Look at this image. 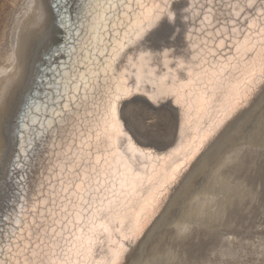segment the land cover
<instances>
[{
    "label": "snow or ice",
    "instance_id": "snow-or-ice-1",
    "mask_svg": "<svg viewBox=\"0 0 264 264\" xmlns=\"http://www.w3.org/2000/svg\"><path fill=\"white\" fill-rule=\"evenodd\" d=\"M52 9L64 44L14 112L7 98L0 106V126L18 142L0 185V264H125L124 242L140 230L130 222L160 174L147 161L175 173L196 139L264 94V0H53ZM140 97L173 100L181 137L198 136L164 156L145 151L122 118Z\"/></svg>",
    "mask_w": 264,
    "mask_h": 264
},
{
    "label": "bare ground",
    "instance_id": "bare-ground-1",
    "mask_svg": "<svg viewBox=\"0 0 264 264\" xmlns=\"http://www.w3.org/2000/svg\"><path fill=\"white\" fill-rule=\"evenodd\" d=\"M22 1H23V3L21 4L20 9H18L16 15L14 16V19H13L12 23L10 24L11 26L9 28L10 29L9 30V34L7 36V39H6L7 40V45L5 44L7 46V48L4 46L6 49L4 50L2 61L0 63V106L3 105L5 99L7 98L10 101V104H11L10 112H14L15 109L17 108V106L20 105L22 99L26 95L31 94V92L34 91V89L39 87V85L37 84V78H40V76L42 74V71L45 68L46 63L48 62L49 52L52 49L59 48L65 42V38L61 42L63 35L65 36V31H64L63 28L62 29L60 28V24H59V22H58V20H57V18L55 16V13H54V11L52 9L53 0H22ZM46 19H47V21H46ZM45 23H47L48 26ZM61 31L63 33L62 37H61ZM60 58H62V57H60ZM59 60L60 59H58L56 63H58ZM42 67H44L43 70L41 69ZM17 93L19 95H16ZM263 95L264 94H261L254 102L251 103V105H254L255 102H257ZM140 98L142 100H136L135 102H128V103H126L124 105V107L122 109V118L126 121L127 127L130 130V133L133 135L134 140L145 151H150V152L154 153L155 155L164 156V155H167L168 153L172 152L176 148L180 147L181 143L188 144V143H190L193 140L194 137L198 136V133L195 131V129L194 128H190V129H186L184 136L181 137L180 124L183 122V118H182V115H181L183 110L180 109L175 104V102L173 100H171V99L165 100L160 105L157 106V105L152 104L151 101H148L144 97H140ZM262 103H263V101H262ZM155 106L158 107L159 109L156 110V111H152L151 109H153ZM250 107H252V106H250ZM250 107H247V108L242 109L241 111H239L233 118L228 120L221 128H219L211 137H209L207 140H205L202 145H200V140L196 139L195 142L192 145V148L189 149L190 158H188V159L176 158V163L181 165V167L175 173L172 172V168L171 167L167 168L166 170H162L161 169V162H159V161H154V160L153 161H147V163L149 164V171H151L152 167L155 166L157 172L160 173V174L156 177V183L155 184L146 185L145 189L143 190V195H142V200H141V207L137 208V210H136V215L138 216V220L136 219V217H133V219L130 222V225H129L130 227L132 225L138 224L140 230H139V233L137 235L133 236V238L130 241H125L124 242L125 243V247L129 249V251L125 254V264H155V260L158 258V257L156 258L155 250L157 249V247H158L157 245H159V244H156L155 249H153L154 242H153L152 245H148L147 244L149 246V248H150L149 251L147 250L148 251L147 254H145L146 253L145 252L146 251L145 246H146L147 242L150 244L151 241L149 242V239L153 238V235L155 233H157L159 228L163 227V224H161L162 222L164 223V221H165L164 220L165 218L163 217V215H164V213L168 212L169 209H172L170 211L171 214H170V217L168 219V224H170V227L174 226L173 228H178V230L180 229L183 232H184V230L185 231L187 230L189 232L190 231L189 230L190 227H192L195 223H196V225H198L197 224L198 220L201 219L200 217H203V212H205L206 209H208V208L205 209V207L206 206H210L208 204L209 203L211 204L212 200L214 199L216 194L220 193L219 190L226 191L225 188L224 189H219L218 188L219 184L221 182V180H220L221 178L220 177H221V175L225 174L224 172H226L228 174L229 173L231 174V173H234L236 171H240V173H241V170L243 169V167L248 162L249 163L254 162L255 163L254 165H256V167H257L258 164H260V166H258L257 169H259L261 166H264L262 164V162H264V161L263 160H262V162L260 161L261 158H258L259 160L255 161V160H251L250 157H248L249 156L248 154H241L240 156L234 157V159H232L233 157H229V154H226V153H230L229 152L230 150H228V148H227L228 152L223 151V148H225V147H223V145H226L229 142L232 143L231 145L236 143L234 141H236V139H238V137L240 135L239 133H243V132H241L242 131L241 128H240V130H238V129H236L235 131L232 130L233 132H232L231 135H227L226 134L225 137L222 139V142L219 141L220 144H218V146H216V148L213 149V152H211V154H210V155H214L213 158L211 156V158L213 159V162L209 163V161H207V159L210 156V155L208 156L206 154L208 152V150L219 140V138H221L224 135V133H228L236 125V123L239 121V119L243 118L247 114V111H248L247 109L250 108ZM254 109H257V108H254ZM259 115H260V113H259ZM261 115H262V113H261ZM263 115H262V117L264 118ZM251 116L252 115H250V117ZM10 119H11V115L9 117V122H10ZM146 119H150V123H145V121H147ZM248 119H250V118H248ZM258 119H259V117H258ZM261 120L263 122V119H261ZM209 122H211V121H209ZM258 122H259V124L262 125V123H260V121H258ZM258 122H257V124H258ZM252 125H253V123H252ZM260 128H259V130H260ZM263 128H264V126H263ZM263 128H261V129H263ZM250 129H248V130H250ZM253 129H254V127H253ZM253 129L251 130V132L253 131ZM253 132L255 134L256 131H253ZM257 132H258V128H257ZM262 132H264V130H262ZM235 133H237L236 134L237 136H235ZM247 133H248V131H247ZM252 134H250V135H252ZM245 135H247V134H245ZM259 135H260V133H259ZM261 136L262 135H260V137ZM241 137L243 138L244 135L241 136ZM241 137L237 140V142H238L237 145L239 143H241V141H242ZM247 137L248 136H246L245 138H247ZM249 138L252 139V137H249ZM256 138L253 135V140L254 141H255ZM240 139H241V141H240ZM251 139H248V140H250V142H254ZM260 139L261 138H259V140ZM263 140H262V142H263V145H264V141ZM243 141H244V139H243ZM245 141H244V143H245ZM244 143H241V144H244ZM241 144H240V146H241ZM261 144L262 143H260V145L258 147H260ZM198 145H200V146L197 147ZM253 145H255V144H253ZM253 145H251V146H253ZM228 146H226V147H228ZM258 147H257V149H258ZM5 148L7 149V151H4ZM239 149H241V148H239ZM225 150H226V148H225ZM17 151H18V142L14 141V140L13 141L9 140V127H8V125L0 126V185H3L5 183L6 178L8 176V167L7 166H8V162H9V157H11L14 160L16 155H17ZM247 152H248V150H247ZM209 153H210V151H209ZM205 155H207V156H205ZM181 156H183V153H181ZM228 157L231 158L232 160L228 161L229 160ZM258 161H260V162H258ZM206 162H208V163L206 164ZM256 162H258V164ZM251 164H250V166H251ZM173 167H175V164L173 165ZM245 168H246V166H245ZM248 168L249 167H247L246 169L248 170ZM257 169H256V171H258ZM262 169H264V167ZM189 170H190V172H189ZM220 170H221V173H219V174H221V175H219V177L216 178V176H218V172ZM260 170H261V168H260ZM260 170H259V172H261ZM39 171H40L39 164H34L32 166V169L28 173V181L30 182V185L33 186V187L35 186L36 181H37V179L39 177ZM243 171H244V173H246L244 169H243ZM248 171H250V169ZM248 174H250V172ZM261 174L262 173H260V175ZM241 175H243V174H241ZM245 175H247V174H245ZM206 176L210 177V178L209 179L207 178V180H206ZM247 176H249V175H247ZM256 176H258V175H256ZM13 177L14 178H13L12 181H10V183L14 187L15 186V179H18V176L13 173ZM189 177H191L190 180H189ZM234 177H236V176L234 175ZM199 178H201L200 179V184H198L199 183V180H198ZM211 178H216L218 180V182H217L216 179H215L216 182H214V179L210 180ZM225 178H227V175H226ZM236 178H239V174H238V177H236ZM222 179H224V177ZM242 179L243 178H241V181H242ZM197 180H198V183L196 184ZM247 180L249 181V179H247ZM261 180H262V178H261ZM241 181H238V182L240 183ZM236 182H237V180H236ZM225 183L226 182H224V184ZM232 184H234V181L232 182ZM247 184L248 183H246V185ZM261 184H262V182H261ZM255 185H254V187H255ZM224 186H226V185H224ZM224 186H220V187L223 188ZM235 186H236V183H235ZM241 186H240V189H241ZM181 187H183V188L178 193V191H179V189ZM260 187H262V186H260ZM232 188L233 187H231V189ZM226 189H227V187H226ZM223 191H222V193H223ZM231 191H233V190H231ZM238 191H239V189H238ZM242 191H243V189H242ZM262 191H264V189ZM229 192L230 191L228 190V193ZM254 192H255V190H254ZM233 193H234V191H233ZM235 193H234V195L237 194V193L236 194ZM243 193H245V192H243ZM226 194H225V196H226ZM230 194H228V196ZM239 194H240V192H239ZM257 194H258V192H257ZM219 195H217V196H219ZM245 195H246V193L244 194V197H245ZM231 196H232V194H231ZM241 196H242V194H241ZM241 196L239 198L240 200H241ZM222 197L226 198L224 196H222ZM263 197H261V198H263ZM220 198H219V200H220ZM223 198L220 201L224 200ZM231 198H233V199H231V201H232V200H234L235 197L232 196ZM253 198H254V196H253ZM229 201L226 200V202H229ZM231 201H230V203H231ZM241 201L239 202L240 204H241ZM213 202H215V201H213ZM216 202L219 203L218 200ZM236 202L238 203V198H237ZM251 202H250V204H251ZM232 203H233V201H232ZM220 204H221V209H222V207H223L222 203L220 202ZM224 205H226V204H224ZM260 205H262V204H260ZM214 206H212V207H214ZM236 206H237V204H236ZM241 206H243V205L241 204ZM216 207L218 208V204H217ZM230 207H229V209H230ZM232 208H233V206H232ZM204 209H205V211H204ZM223 209H224V207H223ZM234 209H235V207H234ZM227 210L228 209L226 208V212H227ZM231 211H233V210H231ZM209 212H212V211H210V209H209ZM220 212H218V213L220 214ZM218 213H217V215H218ZM233 213L231 215L234 216L237 213V211H236V213H234V214ZM206 214H208V212ZM213 214H215V213H213ZM229 214H230V211H229ZM229 214H227L228 217H230ZM207 216L209 217L211 215H207ZM223 216H224V214H222V217ZM239 216H237V217L239 218ZM224 217H227V216L225 215ZM215 218H217V217H215ZM158 219H160L159 222L153 228L154 224L157 222ZM213 219L214 218H212V216H211V220L212 221H213ZM220 219L223 220V218H220ZM232 219H233V217H232ZM232 219L229 218L228 220H232ZM234 219H237V218H234ZM211 220H209V221H211ZM218 220H219V217H218ZM218 220L216 219V221H218ZM243 220H244V218H243ZM201 221L203 222V221H206V220H203V218H202ZM224 221H225V219H224ZM200 222H199V224L203 225L202 222L201 223ZM225 222H227V221H225ZM207 223L211 224V226L210 225H209L210 227L207 226ZM207 223H206V226H207V228L209 227L210 230H211L212 224H214V223L216 224L215 220H214V223H211V222H207ZM227 223H229V222H227ZM160 224H161V226H160ZM204 224H205V222H204ZM221 224L219 223L220 227H221ZM217 225H218V223H217ZM219 225H218V227H219ZM164 226H165V224H164ZM166 226H167V223H166ZM197 227H195V228H197ZM201 227H203V226H200V228H198V229H200V230L203 229ZM216 227H215V229H216ZM171 230H173V229H171ZM204 230H206V229H204ZM212 230H214V229H212ZM164 231H165V228H164L163 232ZM206 231H204L205 234H206ZM217 231L215 230V232H217ZM174 232H173V234H174ZM215 232L213 231V233H215ZM167 233H168V231H167ZM185 233L188 234L187 232H185ZM195 233H194V235H195ZM209 233H211V231ZM209 233H208V235H209ZM176 234L177 233H175V235ZM181 234H184V233H181ZM189 234H190V237H191V235H193L190 232H189ZM216 234H213V235H216ZM159 235H158V238H159ZM194 235H193L192 238H194ZM196 235H198V234H196ZM155 236H156V234H155ZM160 236L162 237L163 235H160ZM166 236L168 238V235H166ZM166 236H165V238H166ZM176 237L177 236H175V238ZM180 237H182V236H180ZM188 237H186V238L188 239ZM190 237H189V239H190ZM200 237H201V235H200ZM202 237H203V234H202ZM143 238L146 241L144 242V240H143L142 244H141L140 241ZM183 238L184 237H182L181 239L184 240ZM159 239H157V240L160 242ZM162 239H161L162 243L166 241V239H165V241H164V239L163 240ZM173 239H174V237H173ZM176 239H178V237ZM204 239H205V237H204ZM182 240H180L181 242L179 241L182 244H184V242L185 243L188 242V241H186V239H185L184 242H182ZM201 240H203V239H201ZM156 243H157V241H156ZM197 243L198 242H196L195 244H197ZM193 244L194 243H192V245ZM199 244H202V243H198V245ZM165 245H167V244L165 243ZM192 245L191 244L189 245V243L185 244L184 248H183L184 250L182 249L183 250L182 252L186 253V252L190 251V252L193 253V251L196 248H198V247L194 248L193 247L194 245L193 246ZM140 246H141V249H139ZM150 246H152V247H150ZM169 246L171 247V245H169ZM173 246H174V244H173ZM175 246H177V245H175ZM202 246H204V245H202ZM164 247L168 248L166 246H164ZM182 247H183V245H182ZM159 248L160 247H158V249ZM179 248H180V246H179ZM200 248L202 250H204L203 247H201V245H200ZM200 248H198V249H200ZM171 249H169V250L171 251ZM176 250L178 251L177 247H176ZM202 250H200V251H202ZM137 251L139 252L138 254H137ZM163 251H165V250H163ZM165 252L168 253L169 251L167 252V250H166ZM174 252H175V250L173 251V253ZM182 252H179V253L182 254ZM170 253H172V251ZM175 254H173V256ZM132 255H134V256H132ZM167 255L169 257V254H167ZM225 255H224V257H225ZM200 256H202V255L200 254ZM189 257H187V258L189 259ZM195 257L196 256H193L192 259H194ZM180 258L178 259V261L181 260ZM245 258H247V257H245ZM165 259H166V256H165ZM199 259H200V257H199ZM182 260H183V262H185L184 256H183ZM166 261L168 262V260H166ZM186 261H188V260H186ZM164 262H162V260H161V264L162 263L163 264H167L166 262L165 263ZM176 262H174V263L176 264ZM158 263H160V262H158ZM178 263H180V262H178ZM239 263H240V261H239ZM168 264H170V262H168Z\"/></svg>",
    "mask_w": 264,
    "mask_h": 264
},
{
    "label": "rangeland",
    "instance_id": "rangeland-1",
    "mask_svg": "<svg viewBox=\"0 0 264 264\" xmlns=\"http://www.w3.org/2000/svg\"><path fill=\"white\" fill-rule=\"evenodd\" d=\"M23 3V1L22 0H0V63H1V61H2V57H3V53H4V50L7 48V36H8V34H9V28H10V24L12 23V21H13V19H14V16L16 15V13H17V11H18V9H20V7H21V4ZM48 8V7H47ZM48 10V9H47ZM49 11V10H48ZM46 21H47V19H46ZM48 23V22H47ZM47 23H45L46 25H47ZM49 24V23H48ZM48 26V25H47ZM6 44V45H5ZM6 48H5V47ZM2 55V56H1ZM16 95H19L18 93L16 94ZM264 95L257 101V102H255V104L254 105H251L252 107H250V108H248L247 110V114L243 117V118H241V119H239V121L236 123V125L228 132V133H224V135L221 137V138H219V140L208 150V152L206 153L208 156L211 154V152H213V149H215L216 148V146H218V144H220V142H222V139L225 137V135L227 134V135H231L232 134V130H236V129H238V130H240V128L242 129V131L241 132H243V133H239L241 136H243L244 135V137L242 138L240 135H239V137H238V139L241 137V139H242V141H243V139H244V141H245V143H244V141L242 142L241 141V139H240V141H241V143H244V144H241V143H239L238 145H237V140L238 139H236V141H234V142H236V143H234L233 145H231L232 143H227L226 145H223V147H225L226 148V150H225V148H223V151H225V152H228V150H230L229 152L230 153H226V154H229V157H233L232 159H234V157H237V156H240L241 154H248L249 156L248 157H250V159L251 160H259L258 158H261V162H262V160L264 161V145H263V142H262V140L264 139L263 137V135H264V132H262V130H264V128H263V126H264V118L262 117V115L264 114ZM137 100H142L141 98H138ZM262 101H263V103H262ZM260 105V106H259ZM258 106V107H257ZM254 108H257V109H254ZM159 108L158 107H154L153 109H151L152 111H156V110H158ZM259 110V111H258ZM262 110V111H261ZM259 113H260V115H259ZM261 113H262V115H261ZM258 114V115H257ZM250 115H252L251 117H250ZM262 118H261V117ZM264 116V115H263ZM258 117H259V119H258ZM247 118V119H246ZM248 118H250V119H248ZM256 119V120H255ZM261 119H263V122H262V120ZM147 121H145V123H150V119H146ZM258 121H260V123H262V125L261 124H259V122ZM251 124H250V123ZM257 122H258V124H257ZM249 123V124H248ZM252 123H253V125H252ZM255 123V124H254ZM234 124V123H233ZM257 124V125H256ZM256 125V126H255ZM262 126V127H261ZM253 127H254V129H253ZM263 128V129H261V128ZM251 128V129H250ZM257 128H258V132H257ZM259 128H260V130H259ZM244 129V130H243ZM248 129H250V130H248ZM253 129V131H256L255 132V134H254V132L252 131L251 132V130ZM247 131H248V133H247ZM231 132V133H230ZM237 132V131H236ZM246 132V133H245ZM250 132V133H249ZM253 133V134H252ZM259 133H260V135H262L261 137H260V135H259ZM237 133H235V136H237L236 135ZM243 134V135H242ZM245 134H247V135H245ZM250 134H252V135H250ZM253 135H254V137L256 138L255 139V141L253 140ZM258 135V136H257ZM246 136H248L247 138L248 139H251V138H249V137H252V141H254V142H250V140H248L247 138H245ZM234 137V136H233ZM261 138L260 140H259V138ZM263 138V139H262ZM259 141H258V140ZM257 140V141H256ZM220 141V142H219ZM239 141V142H240ZM249 143H248V142ZM264 141V140H263ZM219 142V143H218ZM252 143V144H251ZM260 143H262L261 144V148L260 147H258L259 145H260ZM217 144V145H216ZM240 144H241V146H240ZM253 144H255V145H253ZM229 145V146H228ZM251 145H253V146H251ZM215 146V147H214ZM226 146H228V147H226ZM244 146V147H243ZM255 146V147H254ZM257 147H258V149H257ZM222 148V147H221ZM227 148H228V150H227ZM239 148H241V149H239ZM236 149V150H235ZM261 149V150H260ZM207 150V149H206ZM232 150V151H231ZM247 150H248V152H247ZM263 150V151H262ZM209 151H210V153H209ZM258 153H257V152ZM243 152V153H242ZM254 152V153H253ZM253 153V154H252ZM252 154V155H251ZM255 154V155H254ZM207 155H205V156H207ZM211 156H212V158L214 157V155H210L209 156V158L207 159V161H209V163H212L213 162V159L211 158ZM253 156V157H252ZM263 156V157H262ZM228 157V158H229ZM211 159V160H210ZM231 158H229V160L228 161H230V160H232ZM260 161H258V162H260ZM198 162V161H197ZM258 162H256L257 164H258ZM208 162H206V164H207ZM252 163V164H251ZM251 163H246V168L247 167H249L248 168V170L250 169V171H248L246 168H245V166L243 167V169L245 170V172L246 173H244V171H243V169L241 170V173H240V171H236V172H234V173H226V172H224L225 174H223V175H221V174H219V173H221V170L218 172V176H216V178L217 177H219V175H221V182H220V184H219V189H224L225 188V190L226 191H223V193H222V191L221 190H219V192L220 193H218V194H216V196L214 197V199L212 200V203L210 204H208V205H210V206H206L205 207V209L206 208H208V209H206V211H205V209H204V211L207 213L208 212V214H206L205 212H203V217H200L201 219H199L198 220V222H197V224L198 225H196V223L192 226V227H190V233H192L193 235H194V233H195V235L196 234H198V235H194V238H192L193 237V235H191V237H190V234H189V232L186 230H184V232L182 231V230H178V228H173L174 226H172V227H170V224H168V219H169V217H170V211L172 210V209H169V211L168 212H166V213H164V215H163V217L165 218L163 221H164V223L162 222L161 224H163V227L162 228H159V230L157 231V233H155L156 234V236H155V234L153 235V238H150L149 239V242H150V244L147 242L146 243V246H145V249H146V253L145 254H147V252L150 250V248H149V246L148 245H152L153 244V242H154V244H153V249H155V246H156V244H159V245H157L158 247H160L159 249L161 250H159L158 249V247H157V249L155 250V255H156V260H155V264H161V260H162V262H166L167 264H168V262H170V264H173L174 262H176V264H264V191H262L263 189H264V169H262L264 166H261L260 168H261V170H260V168L259 169H257L258 168V166H260V164H258L257 165V167H256V165H254L255 163L254 162H251ZM249 164V165H248ZM250 164H251V166H250ZM262 164L264 165V162H262ZM248 165V166H247ZM254 166V167H253ZM198 167V166H197ZM256 167V168H255ZM252 168V169H251ZM255 168V169H254ZM256 169L258 170V171H256ZM196 170V169H195ZM255 170V171H254ZM259 170L261 171V172H259ZM243 171V172H242ZM248 171V172H247ZM189 172H190V170H189ZM195 172V171H194ZM193 172V173H194ZM238 172V173H237ZM250 172V174H248ZM252 172V173H251ZM254 173V174H253ZM257 173V174H256ZM260 173H262L261 175H260ZM237 174V175H236ZM238 174H239V178L241 177V178H243L242 179V181H241V178L239 179V178H236V177H238ZM241 174H243V175H241ZM245 174H247V175H249V176H247V175H245ZM226 175H227V178H225L226 177ZM231 175V176H230ZM234 175L236 176V177H234ZM241 175V176H240ZM247 177H245V176ZM256 175H258V176H256ZM252 176V177H251ZM224 177V179H222ZM231 177V178H230ZM235 179H233V178ZM190 178L191 177H189V180H190ZM207 178L209 179L210 177H207L206 176V180H207ZM216 178H211L210 180H212V179H214V182H216ZM229 178V179H228ZM259 178V179H258ZM261 178H262V180H261ZM200 179L201 178H199L198 180H199V183H198V180H197V182H196V184L198 183V184H200ZM216 179V180H215ZM226 179V180H225ZM232 179V180H231ZM239 179V180H238ZM247 179H249V181L247 180ZM231 180V181H230ZM236 180H237V182H236ZM251 180V181H250ZM223 181V182H222ZM234 181V184H232V182ZM238 181H241L240 183L238 182ZM246 181V182H245ZM257 181V182H256ZM262 182V184H261V182ZM217 182H218V180H217ZM224 182H226L225 184H224ZM250 182V183H249ZM256 182V183H255ZM223 183V184H222ZM231 183V184H230ZM235 183H236V186H235ZM246 183H248L247 185H246ZM254 183V184H253ZM217 184V183H216ZM222 184V185H221ZM257 186H256V185ZM224 185H226V186H224ZM230 185V186H229ZM234 185V186H233ZM238 185V186H237ZM242 185V186H241ZM254 185H255V187H254ZM220 186H224L223 188L222 187H220ZM240 186H241V189H240ZM251 186V187H250ZM260 186H262V187H260ZM226 187H227V189H226ZM231 187H233L232 189H231ZM235 187V188H234ZM237 187V188H236ZM259 187V188H258ZM182 188L183 187H181L180 189H179V191H178V193L182 190ZM254 188V189H253ZM235 189V190H234ZM237 189V190H236ZM238 189H239V191H238ZM242 189H243V191H242ZM228 190L230 191L229 193H228ZM231 190H233L234 191V193L236 194V195H234V193H233V191H231ZM254 190H255V192H254ZM242 191V192H241ZM261 191V192H260ZM227 194H226V193ZM239 192H240V194H239ZM243 192H245L246 193V195H245V197H244V194L245 193H243ZM257 192H258V194H257ZM263 192V193H262ZM177 193V194H178ZM232 194V196L233 197H235L234 198V200H232L233 201V203H232V201H231V199H233V198H231L232 196H231V194ZM253 195H252V194ZM176 194V195H177ZM220 194V195H219ZM223 194V195H222ZM225 194H226V196H225ZM228 194H230L229 196H228ZM239 194V195H238ZM241 194H242V196L244 197H242L241 196ZM250 194V195H249ZM175 195V196H176ZM217 195H219V196H217ZM224 196V197H226V198H223L222 196ZM248 195V196H247ZM263 195V196H262ZM231 196V197H230ZM238 196V197H237ZM240 196H241V200L239 199L240 198ZM250 196V197H249ZM253 196H254V198H253ZM218 197V198H217ZM221 197V198H220ZM230 199H229V198ZM249 197V198H248ZM261 197H263V198H261ZM219 198H220V200L223 198L224 200H222V201H220L219 200ZM231 201V203H230V201L228 200V199ZM237 198H238V203L241 201V204L244 206H241V204L239 205L236 201H237ZM250 199V200H249ZM219 201V203L218 202H216V201ZM226 200L227 201H229V202H226ZM247 200V201H246ZM256 200V201H255ZM262 202H261V201ZM213 201H215V202H213ZM224 201V202H223ZM246 201V202H245ZM252 201V202H251ZM220 202L222 203V206L224 207V209H223V207H222V209H221V204H220ZM245 202V203H244ZM248 202V203H247ZM250 202H251V204H250ZM226 204V205H224V204ZM228 203V204H227ZM217 204H218V208L216 207L217 206ZM236 204H237V206H236ZM245 204V205H244ZM260 204H262V205H260ZM215 205V206H214ZM229 205V206H228ZM212 206H214V207H212ZM220 206V207H219ZM231 206V207H230ZM232 206H233V208H232ZM246 206V207H245ZM229 207H230V209H229ZM234 207H235V209H234ZM242 209H241V208ZM172 208V207H171ZM221 210H220V209ZM226 208L230 211V214H229V211L227 210V212H226ZM232 208V209H231ZM239 208V209H238ZM253 208V209H252ZM209 209H210V211H212V212H209ZM216 209V210H215ZM218 210V211H217ZM231 210H233V211H231ZM218 212H220V214L218 213V215H217V213ZM225 211V212H224ZM236 211H237V213H236ZM236 213L234 216L233 215H231L232 213ZM240 214H239V213ZM213 213H215V214H213ZM229 214L230 215V217H228V215L227 214ZM233 213V214H234ZM247 213V214H246ZM257 213V214H256ZM222 214H224V216L226 215L227 217H222ZM242 214V215H241ZM206 215V216H205ZM207 215H211L212 216V218H214L213 219V221L211 220V216H207ZM240 215V216H239ZM205 216V217H204ZM214 216V217H213ZM237 216H239V218L237 217ZM255 216V217H254ZM159 217V216H158ZM157 217V218H158ZM162 217V218H163ZM208 217V218H207ZM215 217H217V218H215ZM218 217H219V220H218ZM232 217H233V219L234 218H237V219H232ZM202 218H203V220H206V221H201L202 220ZM220 218H223V220H221ZM232 219V220H228V219ZM243 218H244V220H243ZM211 220V221H209V220ZM216 219L218 220V221H216ZM224 219H225V221H227V222H229V223H227V222H225L224 221ZM159 220L160 219H158L157 220V222L154 224V226H153V228L156 226V224L159 222ZM214 220H215V222H216V224L214 223ZM243 220V221H242ZM202 222V224L203 225H201V224H199V222ZM220 221V222H219ZM223 221V222H222ZM234 221V222H233ZM200 222V223H201ZM204 222H205V224H204ZM207 222H211V223H214V224H212V227H211V230H210V226H211V224H209V223H207ZM225 222V223H224ZM238 222V223H237ZM166 223H167V226H166ZM170 223V222H169ZM206 223H207V226H209L208 228H207V226H206ZM217 223H218V225H219V223L221 224V227H220V225H219V227H218V225H217ZM234 223V224H233ZM161 224H160V226H161ZM164 224H165V226H164ZM224 224V225H223ZM227 224V225H226ZM233 224V225H232ZM172 225V224H171ZM198 226V227H197ZM200 226H203V227H201V228H203V229H198V228H200ZM217 226V227H216ZM227 226V227H226ZM229 226V227H228ZM236 226V227H235ZM243 226V227H242ZM195 227H197V228H195ZM206 227V228H205ZM215 227H216V229H215ZM245 227V228H244ZM164 228H165V233L163 232V230H164ZM168 228V229H167ZM236 228V229H235ZM171 229H175L174 231L173 230H171ZM188 229V228H187ZM192 229V230H191ZM204 229H206V230H204ZM212 229H214V230H212ZM161 230V231H160ZM195 230V231H194ZM197 230V231H196ZM199 230V231H198ZM215 230L219 233H217V232H215ZM227 230V231H226ZM235 230V231H234ZM162 233H160V232ZM167 231H168V233H167ZM177 231V232H176ZM193 231V232H192ZM204 231H206V234H205V232ZM211 231V233H209ZM213 231L215 232V233H213ZM173 232H174V234H173ZM185 232H187L188 234H186ZM199 232V233H198ZM164 233V234H163ZM175 233H177L176 235H175ZM181 233H184V234H181ZM208 233H209V235H208ZM217 233V234H216ZM236 233V234H235ZM168 235V238L170 239H168L167 238V236H166V238H165V236L163 237H161L160 235ZM180 234V235H179ZM201 235V237H200V235ZM202 234H203V237H202ZM206 236H205V235ZM213 234H216V235H213ZM158 235H159V238H158ZM187 235V236H186ZM218 235V236H217ZM172 236V237H171ZM175 236H177L178 237V239H176L175 238ZM180 236H182V237H184L183 239L184 240H182L181 238L182 237H180ZM190 237V239H189V237H188V239L186 238V237ZM199 236V237H198ZM173 237H174V239H173ZM204 237H205V239H204ZM207 237V238H206ZM215 237V238H214ZM217 237V238H216ZM156 238V239H155ZM164 239V241H165V239H166V241L165 242H163L162 243V241H161V239ZM199 240H198V239ZM214 238V239H213ZM153 241H152V240ZM157 239H159L160 240V242L157 240ZM162 239V240H163ZM172 239V240H171ZM185 239H186V241H188V242H184L185 241ZM194 239V240H193ZM201 239H203V240H201ZM207 239V240H206ZM209 239V240H208ZM213 239V240H212ZM218 239V240H217ZM144 240V238L140 241L141 242V244H142V241ZM176 240V241H175ZM180 240H182V242H184V244H182V243H180L181 241ZM193 240V241H192ZM146 240H144V242H145ZM156 241H157V243H156ZM169 241V242H168ZM171 241V242H170ZM175 241V242H174ZM180 243H178V242ZM192 241V242H191ZM211 241V242H210ZM139 242V243H140ZM143 242V243H144ZM159 242V243H158ZM191 242V243H190ZM196 242H198V243H202V244H199L198 245V243L197 244H195ZM213 242V243H212ZM161 243V244H160ZM165 243L167 244V245H165ZM171 243V244H170ZM174 244V246L175 245H177V246H173V244ZM176 243V244H175ZM189 243V245L191 244L192 245V243H194L192 246L195 248V247H198V248H200V245H201V247H203V249L204 250H202L201 248L200 249H198V248H196L194 251H193V253L192 252H186V253H183L182 251L184 250L183 248H184V245L185 244H188ZM204 243V244H203ZM148 244V245H147ZM171 245V247L169 246V245ZM183 245V247H182V245ZM166 246V247H168V248H165L164 246ZM202 245H204V246H202ZM252 245V246H251ZM179 246H180V248H179ZM232 246V247H231ZM150 247H152V246H150ZM174 247V248H173ZM176 247H177V249H178V251L179 252H182V254L181 253H179L177 250H176ZM206 249H205V248ZM220 247V248H219ZM172 248V249H171ZM139 249H141V246L139 247ZM152 249V248H151ZM169 249H171V251H172V253H170L171 251L169 250ZM180 249V250H179ZM183 249V250H182ZM235 249V250H234ZM148 250V251H147ZM163 250H167V252L168 253H166L165 251H163ZM175 250V252L173 253V251ZM199 250V251H198ZM200 250H202V251H200ZM226 252H225V251ZM230 250V251H229ZM234 250V251H233ZM140 251V250H139ZM197 251V252H196ZM223 251V252H222ZM177 252V253H176ZM139 252L137 251V254H138ZM176 253V254H175ZM199 255H198V254ZM164 254V255H163ZM167 254H169V257H168V255ZM172 254V255H171ZM173 254H175L174 256H173ZM181 256H180V255ZM193 254V255H192ZM200 254L202 255V256H200ZM226 254V255H225ZM154 255V256H155ZM188 255V256H187ZM192 255V256H191ZM198 255V256H197ZM214 255V256H213ZM224 255H225V257H224ZM132 256H134V255H132ZM161 256V257H160ZM165 256H166V259H165ZM174 258H173V257ZM178 256V257H177ZM181 258H180V257ZM183 256H184V258H185V262H183V260H182V258H183ZM190 256V257H189ZM193 256H196L194 259H192L193 258ZM220 256V257H219ZM227 256V257H226ZM187 257H189V259L187 258ZM199 257H200V259H199ZM223 257V258H222ZM245 257H247V258H245ZM173 258V259H172ZM177 260H176V259ZM181 259V260H179L178 261V259ZM187 258V259H186ZM198 258V259H197ZM161 259V260H160ZM165 259V260H164ZM171 259V260H170ZM175 259V260H174ZM202 259V260H201ZM204 259V260H203ZM224 259V260H223ZM233 261H232V260ZM237 259V260H236ZM166 260H168V262L166 261ZM174 260V261H173ZM186 260H188V261H186ZM194 260V261H193ZM209 260V261H208ZM254 260V261H253ZM182 261V262H181ZM235 261V262H234ZM239 261H240V263H239ZM245 261V262H244ZM158 262H160V263H158ZM164 262V263H165ZM178 262H180V263H178ZM188 262V263H187ZM221 262V263H220ZM163 264V263H162ZM175 264V263H174Z\"/></svg>",
    "mask_w": 264,
    "mask_h": 264
},
{
    "label": "water",
    "instance_id": "water-1",
    "mask_svg": "<svg viewBox=\"0 0 264 264\" xmlns=\"http://www.w3.org/2000/svg\"><path fill=\"white\" fill-rule=\"evenodd\" d=\"M60 28L62 29V27L60 26ZM62 35H63V33H62V31H61V37H62ZM65 38V36L63 35V37H62V40H61V42L63 41V39ZM53 50V51H52ZM50 52H49V56H48V62L46 63V65H45V68H47L48 66H49V59L52 57V54L55 52V50H56V48L55 49H52ZM58 59H63V57L62 58H60V57H57L56 58V60H55V62H57V60ZM43 68L44 67H42L41 69L43 70ZM44 68V69H45ZM39 80V78H37V81ZM35 90V89H34ZM15 174V173H14Z\"/></svg>",
    "mask_w": 264,
    "mask_h": 264
}]
</instances>
